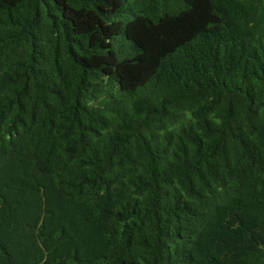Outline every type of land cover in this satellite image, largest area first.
I'll return each instance as SVG.
<instances>
[{
	"label": "trees",
	"instance_id": "obj_1",
	"mask_svg": "<svg viewBox=\"0 0 264 264\" xmlns=\"http://www.w3.org/2000/svg\"><path fill=\"white\" fill-rule=\"evenodd\" d=\"M0 264H264V0H0Z\"/></svg>",
	"mask_w": 264,
	"mask_h": 264
}]
</instances>
